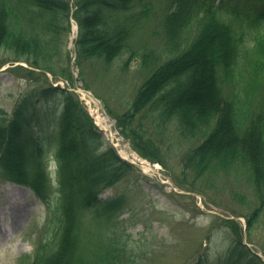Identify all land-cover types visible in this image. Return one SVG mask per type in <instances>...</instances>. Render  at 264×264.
I'll return each instance as SVG.
<instances>
[{"label":"trees","instance_id":"obj_1","mask_svg":"<svg viewBox=\"0 0 264 264\" xmlns=\"http://www.w3.org/2000/svg\"><path fill=\"white\" fill-rule=\"evenodd\" d=\"M76 6V62L86 86L93 59L110 64L128 54V64L140 55L149 71L127 109L108 106L140 155L167 167L157 135L173 125L191 140L180 154L179 181L240 164L264 203V0H171L160 18L161 48L142 54L135 46L141 23L158 18L150 0H77ZM71 9L69 0H0V48L43 71L72 78L70 55L65 61L56 41ZM229 82L231 93L224 88ZM40 93L59 94L64 106L55 133V195L36 129L42 122L36 93L22 99L11 115L0 113V175L32 186L47 206V221L54 222L27 262L134 264L127 247L116 243L118 235L99 234V241L93 235L95 228L117 222L126 204L122 195L103 200L99 194L134 166L115 148L104 147L76 95L52 85ZM260 208L247 216L248 229L258 221ZM226 221L236 236L216 264H264L242 241L238 222Z\"/></svg>","mask_w":264,"mask_h":264},{"label":"rangeland","instance_id":"obj_2","mask_svg":"<svg viewBox=\"0 0 264 264\" xmlns=\"http://www.w3.org/2000/svg\"><path fill=\"white\" fill-rule=\"evenodd\" d=\"M77 0H70L74 5ZM171 0H153L154 12L158 15L141 23L136 40V48L140 54L161 47L160 18L162 11L170 5ZM64 21L62 32L57 36L58 51L67 60L68 52L71 58V70L77 78L78 67L74 65V29L73 25ZM71 23V22H70ZM128 54L120 55L110 64L101 59H93V64L87 69L86 82L90 83L87 90L95 98L100 111L110 121H115L108 115V106L118 112H123L130 106L136 89L149 75L144 68L143 59L137 55L126 64ZM14 52L0 49V113L12 114L14 107L29 94L35 95V108L41 113L42 122L36 126L42 137L45 150L54 152L55 133L63 106L61 96L54 93L43 96L38 91L49 85L67 86V80L60 76L56 82L53 74L36 68L33 74L26 71L32 68L25 59L16 60ZM45 73V74H42ZM77 84H81L78 81ZM74 90V85L69 84ZM232 82L225 83L227 93H231ZM80 87L75 88L78 91ZM94 94L96 96H94ZM88 107L89 112L93 111ZM163 134L157 135L161 143L163 157L167 167L158 165V174L145 173L138 166L126 173L114 185L104 187L101 198H114L122 195L126 198L123 215L118 221L109 222L95 228L94 234L90 228L89 234H99L116 238L124 244L134 264H216L217 259L225 254L236 232L226 221L234 217L241 230L242 241L252 249L264 255V204L260 208L258 221L245 230L248 224L247 216L260 205L262 199L257 190L250 184L246 167L235 164L219 173H207L196 181L192 178L183 181L177 178L180 174V154L190 147L191 140L181 137L179 130L172 125ZM105 141L109 142L102 131ZM115 136V135H114ZM113 136V137H114ZM118 147L134 150L130 141L118 133L114 140ZM136 151V150H134ZM11 181L0 175V210L9 204L3 202L6 191H14L22 197L17 203L22 207L30 205L32 211L17 225L2 226L0 232V264H29L30 254L34 253L36 242L54 226L48 222L46 206L35 195L29 186L13 188ZM14 184V183H13ZM6 187V188H4ZM15 187V186H14ZM25 195L28 197L25 199ZM264 196V191L263 194ZM21 207V206H20ZM238 217V218H237ZM7 229V230H6ZM203 259L201 262L200 259Z\"/></svg>","mask_w":264,"mask_h":264},{"label":"bare ground","instance_id":"obj_3","mask_svg":"<svg viewBox=\"0 0 264 264\" xmlns=\"http://www.w3.org/2000/svg\"><path fill=\"white\" fill-rule=\"evenodd\" d=\"M207 40H205V43H207ZM100 120V119H99ZM122 154L123 156L133 159L135 162H139L142 163V169L145 173H148L150 175H155L158 174V165H152V163H150L148 160H145L144 158H141L137 152H133V151H129L127 149H122ZM13 186V188L17 189V186H21L18 184H13L11 183ZM6 188V187H4ZM3 202L4 203H8V206H3V208L0 210V232H3L4 230L1 229L2 226H6L7 223L8 224H14L17 225L18 223H20V221L24 220L25 218H27V216L30 214V212L32 211V208L30 205L22 207L23 204L21 203H17L18 201H20V199H22V197L20 196H16L14 194V191L11 190V192L6 191V193L3 194ZM28 196L25 195V199ZM21 206V207H20ZM7 230V229H6Z\"/></svg>","mask_w":264,"mask_h":264},{"label":"water","instance_id":"obj_4","mask_svg":"<svg viewBox=\"0 0 264 264\" xmlns=\"http://www.w3.org/2000/svg\"><path fill=\"white\" fill-rule=\"evenodd\" d=\"M139 166H141V165H139Z\"/></svg>","mask_w":264,"mask_h":264}]
</instances>
